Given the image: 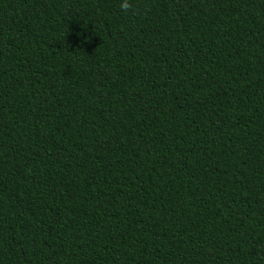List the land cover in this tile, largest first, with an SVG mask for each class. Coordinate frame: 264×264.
I'll list each match as a JSON object with an SVG mask.
<instances>
[{
	"label": "trees",
	"instance_id": "1",
	"mask_svg": "<svg viewBox=\"0 0 264 264\" xmlns=\"http://www.w3.org/2000/svg\"><path fill=\"white\" fill-rule=\"evenodd\" d=\"M0 0V264H264V0Z\"/></svg>",
	"mask_w": 264,
	"mask_h": 264
},
{
	"label": "clouds",
	"instance_id": "2",
	"mask_svg": "<svg viewBox=\"0 0 264 264\" xmlns=\"http://www.w3.org/2000/svg\"><path fill=\"white\" fill-rule=\"evenodd\" d=\"M119 7H120V10L125 13H127L130 9L133 12L136 11L135 9H133V5L130 3V0H120Z\"/></svg>",
	"mask_w": 264,
	"mask_h": 264
}]
</instances>
